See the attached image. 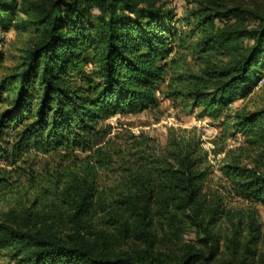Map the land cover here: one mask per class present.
Here are the masks:
<instances>
[{"label":"trees","instance_id":"trees-1","mask_svg":"<svg viewBox=\"0 0 264 264\" xmlns=\"http://www.w3.org/2000/svg\"><path fill=\"white\" fill-rule=\"evenodd\" d=\"M17 6L0 0L1 29ZM32 7L39 36L0 78V100L11 94L0 112V199L15 195L31 203L0 217V249L10 247L19 264H253L246 255L215 260L211 238L208 250L192 247L177 257L155 250L154 223H178L179 212L188 216L202 203L211 171L207 150L199 137L175 128L164 144L143 131L112 133L105 118L154 106L165 75L168 94L192 107L218 110L246 94L264 63V14L256 13L254 28L219 26L217 18L254 11L199 0L187 19L190 30L181 33L170 10L137 0H37ZM243 34L253 41L241 45ZM175 40L198 68L172 53ZM224 52L231 58L211 66ZM228 116L251 142L264 140V109ZM38 154L58 164L43 172L33 159ZM224 171L236 193L264 205V170L228 163ZM64 215L71 222L65 236L50 228ZM95 218L124 231L133 226L146 248L113 252L92 244Z\"/></svg>","mask_w":264,"mask_h":264},{"label":"rangeland","instance_id":"rangeland-1","mask_svg":"<svg viewBox=\"0 0 264 264\" xmlns=\"http://www.w3.org/2000/svg\"><path fill=\"white\" fill-rule=\"evenodd\" d=\"M37 0H17V10L6 29L0 28V78L14 70L21 63L27 50L39 36V27L35 23L36 11L32 4ZM47 1V0H43ZM199 0H137L140 5L153 3L173 13V25L177 32H187L191 25L192 12L198 6ZM205 1V0H203ZM225 6H240L249 8L254 13L245 15H231L224 19H216V24H229L234 28H254L259 17L256 13L264 14V0H216ZM197 34L192 41L196 40ZM237 41L241 45L249 44L253 38L247 34L240 36ZM188 42L190 39L188 38ZM173 51L186 56L188 62L195 69L196 59L190 50L178 46L173 42ZM230 54L219 53L211 59V66L227 62ZM264 62V60H263ZM259 77L249 92L237 96L226 107L214 110L212 107L186 105L183 101L168 94V75L157 84L156 104L138 111L116 112L105 118V122L112 125V133L130 130L134 133L143 131L154 137L160 144L166 142L172 128L186 134L200 138L202 146L207 150L210 173L204 184L202 203H194L189 215L179 212L181 220L178 223H158L151 227L155 250H163L170 256L177 257L192 247L208 250L212 239L218 245L215 260L231 256H253V264H264V205L260 202L248 200L240 196L232 187L224 171L228 163H241L256 166L264 170V140L253 143L249 139L248 131L234 126V117L228 114L250 113L264 109V63L257 65ZM11 98L10 92H3L0 100V112L6 107ZM84 155V152H80ZM40 169L45 172L58 164L55 156L38 154L33 157ZM30 201L19 200L15 195L7 199H0V217L9 218V209L19 210ZM27 206V205H26ZM42 212L50 214V207L39 205ZM20 214H22L19 211ZM197 215L194 222L192 214ZM18 216L21 223L25 221ZM47 221H51L47 219ZM98 235L91 236L92 244L103 242L108 250L113 252H142L146 241L129 230H120L114 225L103 223L98 218L93 220ZM51 230L66 235L71 231V222L64 215L62 220H55L50 225ZM211 236V237H210ZM211 238V239H210ZM0 264H19L11 256L10 247L0 249Z\"/></svg>","mask_w":264,"mask_h":264}]
</instances>
